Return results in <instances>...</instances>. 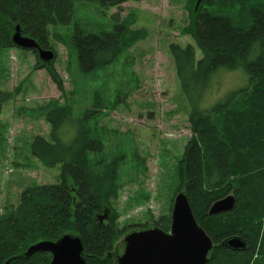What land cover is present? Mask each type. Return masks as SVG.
<instances>
[{
	"label": "trees",
	"instance_id": "1",
	"mask_svg": "<svg viewBox=\"0 0 264 264\" xmlns=\"http://www.w3.org/2000/svg\"><path fill=\"white\" fill-rule=\"evenodd\" d=\"M129 1L142 0H0V51L16 47L12 36L17 25L45 49L50 48L51 30L63 28L79 70L91 74L119 61L144 38V31L132 28L134 15L122 19L117 13L106 20L108 10ZM204 4L184 29L193 44L170 46L190 104L193 134L178 167L180 189L187 191L198 224L215 244L208 264H264V0ZM85 5H93L96 16L108 24L78 18ZM220 69H244L249 83L225 103L205 108L213 74ZM48 70L64 91L59 77ZM13 96L0 90V107ZM101 111L98 105L75 116L70 105L56 101L38 108L50 132L34 137L32 154L46 166L60 167V182L27 188L16 206L0 215V264H50V253L25 254L31 246L65 234L81 237L87 264H116L115 251L121 254L125 248L119 243L125 230L115 204L126 156L109 155L92 127ZM231 193L237 197L235 210L211 216L212 204ZM106 209L110 217L101 224ZM165 223L155 227L170 232ZM234 237L247 248L223 245Z\"/></svg>",
	"mask_w": 264,
	"mask_h": 264
},
{
	"label": "rangeland",
	"instance_id": "2",
	"mask_svg": "<svg viewBox=\"0 0 264 264\" xmlns=\"http://www.w3.org/2000/svg\"><path fill=\"white\" fill-rule=\"evenodd\" d=\"M205 1H129L121 9L108 10L106 20L117 13L122 19L134 15L132 28L144 31V38L119 61L91 74L79 70L68 32L52 29L49 49L56 57L47 66L62 81L64 91L48 67L39 66L44 63L36 52L18 47L0 51V90L14 93L0 107V215L16 206L27 188L60 182V167L46 166L31 150L35 136L48 137L50 132V125L38 116V108L56 101L70 105L75 116L99 105L102 111L94 115L97 119L92 127L109 155L126 156L123 186L115 204L118 224L125 230L119 243L130 231L141 229L139 225L154 227L166 222L171 227L175 197L184 190L180 189L178 167L193 134L190 104L170 46L193 44L184 29ZM77 17L102 22L103 27L108 24L96 16L93 5H85ZM248 83L244 69L216 71L204 107L225 103L231 93ZM124 93L128 95L123 100L117 98Z\"/></svg>",
	"mask_w": 264,
	"mask_h": 264
},
{
	"label": "water",
	"instance_id": "3",
	"mask_svg": "<svg viewBox=\"0 0 264 264\" xmlns=\"http://www.w3.org/2000/svg\"><path fill=\"white\" fill-rule=\"evenodd\" d=\"M12 42L22 50L36 52L46 65L55 60L54 51L43 48L35 38L24 36L20 25L15 28ZM236 206V195L229 194L214 202L209 214L230 213ZM109 217L110 210L106 209L99 216L100 223ZM122 243L125 245L124 252L119 254L117 248L114 253L116 264H208L215 247L213 239L198 224L186 190L178 192L175 197L170 232L158 227L135 229L125 236ZM223 245L233 250L247 248L240 237L231 238ZM37 253H50V264H87L83 241L73 234H65L57 241L39 242L31 246L25 255L29 257Z\"/></svg>",
	"mask_w": 264,
	"mask_h": 264
},
{
	"label": "bare ground",
	"instance_id": "4",
	"mask_svg": "<svg viewBox=\"0 0 264 264\" xmlns=\"http://www.w3.org/2000/svg\"><path fill=\"white\" fill-rule=\"evenodd\" d=\"M15 46V45H14Z\"/></svg>",
	"mask_w": 264,
	"mask_h": 264
}]
</instances>
